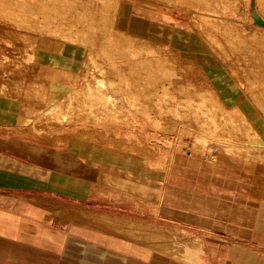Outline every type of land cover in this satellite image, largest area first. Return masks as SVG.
Returning a JSON list of instances; mask_svg holds the SVG:
<instances>
[{
    "label": "crops",
    "instance_id": "1",
    "mask_svg": "<svg viewBox=\"0 0 264 264\" xmlns=\"http://www.w3.org/2000/svg\"><path fill=\"white\" fill-rule=\"evenodd\" d=\"M133 11L141 14L127 17L128 11L122 9L114 23L117 31L148 43L157 44L136 36L165 41L166 33L150 24L151 13ZM191 42L199 62L214 64L205 57L207 49ZM1 59L0 264H187L198 260L174 247L170 234L154 224L196 235L202 247L191 242L187 247L202 248L201 264H226L239 246L264 242L263 162L217 154L213 163H207L199 155L186 153L175 155L167 170L158 173L139 155L106 143L73 135L38 137L30 131L37 113L80 91L86 49L70 41L38 38L31 61L21 66H29L21 79L22 95L14 87L16 75H9L11 65L22 59L7 61L2 52ZM213 72L209 75L219 95L227 101L238 100L239 93ZM109 178L158 189V200L148 202L129 189L108 185ZM64 206L119 215L95 216L150 225L153 233L167 238L162 242L128 238L66 221L57 210Z\"/></svg>",
    "mask_w": 264,
    "mask_h": 264
},
{
    "label": "rangeland",
    "instance_id": "2",
    "mask_svg": "<svg viewBox=\"0 0 264 264\" xmlns=\"http://www.w3.org/2000/svg\"><path fill=\"white\" fill-rule=\"evenodd\" d=\"M94 1H96L95 6L100 5L101 0ZM110 1L112 0H103L101 2L102 8L107 10ZM167 1L169 0H114L117 7L111 27L107 28L110 26V22L108 23L107 20V22L101 23L103 29L99 27L100 23L97 22L93 28L89 30L85 28V31L81 34L83 38L85 36V41L90 37L91 40H100V42L105 43L110 33L115 35L119 32L114 28V23L116 25L122 9L128 11V14L126 13L127 17H131V14L138 17L141 13L138 12V14L136 11L138 15L134 13L133 10L136 8L147 11L151 13L153 19L150 24L162 29L167 35L166 39L165 41H157L138 36L136 38L161 45L163 48L159 49L160 55H158L165 60L163 65H155L158 63L157 60L147 55L144 48L141 47L142 43L147 44L148 42L142 40L135 39L132 41V50H124L121 55L119 52L112 51V49L109 50V48H106L108 52L105 48H92L88 44L89 39L84 44L73 42L84 46L86 49L82 74L83 82L80 91L68 96L60 104L51 107L45 113L38 112L37 117L32 122L31 134L38 137L63 135V138L73 135L90 141L106 143L126 152L139 155L147 167L157 170L158 173H164L167 170L175 155L186 153L199 155L207 163H213L217 154H224L252 159L264 164V150L260 148L264 146V17L257 10L256 0H242L240 3L242 5L239 4L237 8L231 7L227 0H200L203 4L201 6L205 9L204 11L197 6L195 7L194 2L193 6L190 4L188 8L180 9ZM78 2L79 0H0V9L2 8L1 10L6 12H0V39L2 40L0 53H11L10 48L17 49L18 45L24 44H26L24 45L26 48L24 51H27V49L34 50L38 38L41 41L52 40L58 43L70 41L72 38L75 41L78 30L82 29V24L80 25V22L74 19V11L71 8L79 7ZM6 6L8 9L5 8ZM81 8V10H85L83 7ZM9 9L12 11L8 12ZM90 10H92V7ZM83 11L82 13L85 12ZM93 12L95 13V11ZM16 17H19V19ZM34 17L38 18L39 29L37 30L33 28L36 27L35 24H30L31 19H34ZM26 21L30 25L25 23ZM120 29L122 28L120 27ZM202 31L206 33V37L203 34L201 36ZM124 32L127 33V31ZM64 34L70 40H66V35L63 37ZM122 35L124 43L128 36L123 33ZM191 41L199 43L205 50L207 49V56L205 57L207 60L212 59L214 64L208 63L205 65L199 62L197 60L199 54L190 44ZM150 44L153 43L148 45ZM137 48L139 49L137 50ZM4 50L7 51L3 52ZM129 50L132 51L130 55ZM107 53H109V57ZM115 57L116 59H114ZM143 58H145V62L141 61ZM149 59H151V62ZM91 63L94 64L91 65L92 67L90 66ZM147 65L149 66L147 67ZM165 65L168 67H165L168 71L163 67ZM132 66L136 69L131 68ZM154 66V70L157 68L164 69L166 75L163 70L160 72L158 69L156 70L158 72L154 71ZM146 68H150V70ZM169 69L171 70L169 71ZM13 71L16 75V70L13 69L9 71V75H12ZM150 71L156 72L152 81L141 82L138 79L140 76L147 77L151 75ZM212 71L219 76L220 82L228 83V87L239 93L238 100L227 101L219 95L218 88L209 75ZM167 74L171 75L170 79H165L168 77ZM138 75L140 76L138 77ZM161 75L163 78H161ZM85 86L88 87H86L88 90ZM212 88L217 92L218 98ZM22 90L23 88H18L20 94ZM86 90L88 93H86ZM190 92L191 94L195 92V94L189 96ZM212 92L214 97H212ZM196 93L201 95L206 93L204 98H208L209 101V96L212 94L210 96L212 97L211 101L212 99L216 100V104H205V100L206 102L209 101L207 99L203 100V98L200 99L199 94ZM188 97L191 100H188ZM192 98L195 99L194 102H191L193 101ZM69 99V104H71L66 109L63 103L68 102ZM214 101L209 103L213 104ZM71 105L72 108L69 109ZM218 105L227 107L228 113L224 114L223 112L221 114L222 109L218 108ZM134 116L150 123L151 130H154L153 126L156 125L157 132L145 133V128L137 130L128 124L121 127L123 122L121 120L125 117L129 119ZM151 122L155 125H152ZM222 126H226V129ZM221 128H224L228 134H223ZM161 136L163 141L159 139ZM139 139H141L140 146H135L140 147L138 149L125 144L128 140L136 141ZM148 141L153 143V149L148 147L151 146L147 144ZM117 180V178H109L107 184L129 189L145 201L157 202L158 189L135 186L129 181L120 182ZM101 184L100 187L103 186V183ZM134 186L140 194L136 193ZM57 210L64 216V220L75 221L77 219L76 221L79 220L78 222L81 224H88L89 226L91 225L85 222V218L89 219L87 216L108 214L106 212H88L84 209L74 210V208L65 206ZM81 215H83V218ZM154 225L170 234V240L174 247L183 249L190 256L198 259L195 263L187 262V264H201L199 254L202 253V248L199 251H191L187 247L190 242L199 243L202 247V243L198 241L196 235L178 228H169L159 224ZM158 234V236L143 234L139 235L138 238L144 240L154 238L158 239L159 242L166 240L167 237L164 234L161 232ZM134 237L135 235L132 236V238ZM254 243L239 246L236 254H233L230 262L226 264H264V242L261 240ZM164 249L168 248L164 247ZM164 249L158 250L167 254ZM172 257L177 261L185 262V260L176 256Z\"/></svg>",
    "mask_w": 264,
    "mask_h": 264
},
{
    "label": "bare ground",
    "instance_id": "3",
    "mask_svg": "<svg viewBox=\"0 0 264 264\" xmlns=\"http://www.w3.org/2000/svg\"><path fill=\"white\" fill-rule=\"evenodd\" d=\"M15 1V0H14ZM39 1H41V0H39ZM98 1V0H97ZM103 0H101L100 1V5H98V6H95V4H96V1H94V0H79V2H81V3H79L78 2V5H79V7L77 6L76 8H71L73 11H74V19H76V20H78L77 22H80L79 24L81 25V27H82V29L80 28V30H78V35H77V38L75 39V41H74V39L72 38L71 40L70 39H68L69 37H67V35L66 34H64V36L63 37H65V35H66V40L68 39V40H70V42H78V43H86L87 41H88V39H89V41H88V44L92 47V48H105V50L107 51V49L106 48H109V50H111L112 49V51L114 50V52H119V54L121 55V54H123V53H121L122 51H124V50H126V51H128L127 49H130V50H132V48H133V45H132V41H134L135 39L134 38H132V37H129L128 36V39H126L125 40V42L123 43V35H122V33H117V31H116V33L117 34H115V35H113L112 33H110V36L105 40V43H102L103 41H101L100 42V40H98V41H94V40H91V38L90 37H88V39H87V41H85L84 40V38H85V36H84V38L82 37V32L83 31H85V28H86V30L88 29H91V28H93V26L95 25V23H100V25H99V27L101 28L102 27V24L101 23H105V21L107 20L108 21V23L110 22V26H108L107 28H110L111 27V25L113 24V20H114V13H115V10H116V7H117V4H116V2H114V0H112V1H110V4H109V8L106 10L105 8H102V2ZM164 1V0H163ZM202 1H205V0H202ZM201 1V2H202ZM208 1V0H207ZM211 1V0H210ZM167 2H169V3H171L173 6H175V7H177V8H180V9H184V8H188V6L191 4H193V2H194V6L196 7H199L200 8V10H202V11H204L205 9L203 8V6H201V2H200V0H169V1H167ZM242 2V0H227V3L231 6V7H234V8H237L238 6H239V4ZM99 3V2H98ZM97 3V4H98ZM166 3V2H165ZM215 3V2H214ZM217 3V2H216ZM256 3H257V10H258V12L261 14V16H263L264 17V0H256ZM207 4V3H206ZM15 5V4H14ZM76 5H77V3H76ZM203 5V4H202ZM208 5V4H207ZM240 5H242V4H240ZM72 6V5H71ZM92 7V10L93 11H95V13L92 11V10H90V8ZM193 6V5H192ZM205 6V5H204ZM1 7V6H0ZM43 7V6H42ZM46 7V6H45ZM74 7V6H73ZM81 7H83L85 10V12L83 11V10H81L82 8ZM90 7V8H89ZM94 7H96L95 9H93ZM207 7V6H206ZM5 8H7V6L5 7ZM2 9V8H1ZM0 9V10H1ZM8 9V8H7ZM6 9V10H7ZM44 9V8H43ZM97 10V11H96ZM5 12V10H1L0 12L1 13H3V12ZM10 11V9L8 10V12ZM12 11V10H11ZM10 11V12H11ZM15 11V10H14ZM18 11V10H17ZM44 11V10H43ZM82 11L85 13H82ZM44 12H46V11H44ZM6 13V12H5ZM13 13V12H12ZM20 13V12H19ZM25 13V12H24ZM41 13H43V12H41ZM73 13V12H72ZM14 14H15V12H14ZM13 14V15H14ZM18 14V13H17ZM44 14H46V13H44ZM13 15H11V16H13ZM16 15V14H15ZM43 15V14H42ZM206 15V14H205ZM10 16V17H11ZM18 16H19V14H18ZM48 16V15H47ZM15 17V16H14ZM21 17V16H20ZM42 17H45V16H42ZM9 18V17H8ZM13 18V17H12ZM17 19H19V17H16ZM15 18V19H16ZM14 19V18H13ZM16 19V20H17ZM28 19V18H27ZM31 19V18H30ZM46 19V18H45ZM3 20V19H2ZM9 20V19H8ZM37 20H38V18L37 17H34V19H31V23L30 24H35L36 25V27H33V26H31V27H33L34 29H39V23L37 22ZM43 20V19H42ZM14 21V20H13ZM21 21V20H20ZM106 21V22H107ZM45 22V21H44ZM46 22H47V19H46ZM25 23H28L27 21L25 22ZM24 23V24H25ZM23 24V23H22ZM29 24V23H28ZM29 24V25H30ZM48 25V24H47ZM18 26H19V23H18ZM102 29H103V27H102ZM27 30V29H26ZM48 30V29H47ZM45 31V30H44ZM46 32H48V31H46ZM69 34V33H68ZM87 34V33H86ZM202 34L204 35V37H206V33L205 32H203L202 31V33H201V36H202ZM63 35V34H62ZM85 35V34H84ZM69 36V35H68ZM210 38V37H209ZM208 38V39H209ZM212 38V37H211ZM93 39V38H92ZM96 40V39H95ZM211 40V39H210ZM141 42V41H140ZM142 43V42H141ZM149 43H147V44H145V43H142L141 44V47H143L144 48V51H145V53L147 54V55H150V56H152L154 59H156L157 60V62L158 63H156L155 65H157V64H164V59L163 58H161L159 55V49L160 48H162V47H160L159 45H157V44H150V45H148ZM1 45V44H0ZM7 45V44H6ZM5 45V46H6ZM195 45V44H194ZM12 47V46H11ZM18 47H20L19 48V50H18ZM18 47H17V49H15L14 47L13 48H10V51H11V57H9V58H11L10 60H7V61H11V60H13V61H15L16 59H18L19 58V56H20V58L19 59H22V60H19V63H14V64H16V66L14 65V64H12L11 66H12V69H13V65H14V69L13 70H16L15 71V73H16V82H17V84L18 85H15L14 87H15V89H17V87L18 88H24L23 87V85H22V77L21 76H23L25 73H26V71H25V69H26V66H25V69H23L21 66H23V64L25 63H27V61L29 62V61H31V59H32V53H33V49L32 50H28L27 49V51H24V50H26V48L24 49V48H22L23 47V45H18ZM90 47V48H91ZM195 47H196V45H195ZM2 48H4V47H2ZM91 48V49H92ZM139 48H137V50H138ZM199 49V48H198ZM202 49V48H201ZM23 50V51H22ZM129 50V51H130ZM142 50V49H141ZM5 51H7V50H4L3 52H5ZM9 51V50H8ZM22 51V52H21ZM125 51V52H126ZM134 51V50H133ZM143 51V52H144ZM98 52V51H97ZM108 52V51H107ZM132 51H130V53L129 52H126V53H129V55L130 54H132L131 53ZM140 52H142V51H140ZM22 53L24 54V55H26V57L24 58V57H22ZM6 55L7 54H9V53H5ZM4 54V55H5ZM20 54V55H19ZM94 54V53H93ZM109 53H107V55H108ZM111 54H113L112 52H111ZM159 54V55H158ZM91 55V54H90ZM8 56V55H7ZM92 56H94V55H92ZM102 56H103V53H102ZM110 55H108V57H109ZM112 56H114V55H112ZM111 56V57H112ZM117 56H119V55H117ZM116 56V57H117ZM15 57V58H14ZM104 57V56H103ZM116 57L114 58V59H116ZM120 57V56H119ZM152 57H150V58H152ZM113 58V57H112ZM111 58V59H112ZM121 58V57H120ZM146 58V57H145ZM145 58H143L141 61H143V62H145L146 60H145ZM152 58V59H153ZM3 59V58H2ZM2 59L0 60L1 62H2ZM7 59H8V57H7ZM110 59V58H109ZM113 59V60H114ZM17 60V61H18ZM24 60V61H23ZM128 60V59H127ZM5 61H6V58H5ZM16 61V62H17ZM23 61V62H22ZM129 61V60H128ZM149 61L151 62V59H149ZM148 61V63H150ZM169 61V60H168ZM123 62H125V61H123ZM154 62V61H153ZM152 62V64H154ZM156 62V61H155ZM8 63H10V62H8ZM4 64V63H3ZM11 64V63H10ZM24 64V65H25ZM135 64V63H134ZM145 64H147V63H145ZM28 65V64H27ZM93 66L94 64L93 63H91L90 64V66ZM132 65V64H131ZM143 65V64H142ZM151 65V64H150ZM1 66V65H0ZM7 66V65H6ZM31 66V65H30ZM91 66V67H92ZM134 66V65H133ZM131 67V68H135L136 69V67ZM137 66V65H136ZM149 65H147V67H148ZM161 66V65H160ZM2 67H4V66H2ZM24 67V66H23ZM140 67H142V66H140ZM145 67H146V65H145ZM145 67H143V68H145ZM164 68L165 67H167L166 65L165 66H163ZM162 67V68H163ZM8 68V67H7ZM11 68V67H10ZM29 68V66L27 67V69ZM34 68V67H33ZM153 68V67H152ZM168 68V67H167ZM167 68H165V70L167 69ZM3 69V68H2ZM9 69V68H8ZM26 69V70H27ZM132 69V70H133ZM137 69H138V67H137ZM142 69V68H141ZM146 69H149L150 70V68H146ZM155 69V66H154V68H153V70ZM158 69V68H157ZM156 69V70H157ZM160 69V68H159ZM158 69V71L160 72V71H165L164 69H160L159 70ZM11 70V69H10ZM149 70H145V71H149ZM152 70V69H151ZM156 70H154V71H156ZM171 69H169V71H170ZM3 71V70H2ZM12 71V70H11ZM35 71V70H34ZM158 71H156V72H158ZM166 71H168V70H166ZM166 71L164 72V74L166 75ZM1 72V71H0ZM118 72V71H117ZM151 72V71H150ZM156 72H151V75H149V76H147V77H144V76H140V75H138V79L139 80H141V82H150V81H152L153 79H154V73H156ZM1 73H3V72H1ZM13 74H14V71L12 72ZM153 73V74H152ZM162 73V72H161ZM160 73V74H161ZM168 73V72H167ZM12 74V75H13ZM27 74V73H26ZM25 74V75H26ZM150 74V73H149ZM163 74V76H165ZM169 74H171L170 72H169ZM169 74H167V76L169 77H167V78H165V79H170V76L171 75H169ZM144 75V74H143ZM146 75H148V74H146ZM145 75V76H146ZM157 75H158V73H157ZM14 76H15V74H14ZM123 76V75H122ZM28 77H30V76H28ZM156 77V76H155ZM158 77V76H157ZM25 78V77H24ZM23 78V79H24ZM129 78V77H128ZM161 78H163L162 77V75H161ZM161 78H159V79H161ZM8 79V78H7ZM13 79V78H12ZM27 79V78H26ZM29 79H31V81L33 80L32 78H29ZM144 79H146V80H144ZM10 80V79H9ZM148 80V81H147ZM14 81V80H13ZM22 81V82H21ZM35 81V80H34ZM29 82V81H28ZM10 84H13L14 85V83H11V82H9ZM35 83V82H34ZM6 86H8V83L6 82ZM21 84V85H20ZM28 84V83H27ZM145 84V83H144ZM148 84V83H147ZM25 85V84H24ZM151 85V84H150ZM11 86V88H12V85H10ZM31 86H32V83L30 82V88H31ZM39 86H41L40 84H39ZM100 86V85H99ZM144 86V85H143ZM190 86H192V85H190ZM189 86V87H190ZM14 87H13V89H14ZM87 86H85V88H86ZM3 88H6V87H3ZM10 88V89H11ZM88 88V87H87ZM86 88V89H87ZM193 88V87H192ZM7 89H8V87L6 88V91H7ZM9 89V90H10ZM14 89V90H15ZM18 90V89H17ZM88 90V89H87ZM87 90H86V93H88L87 92ZM90 90V89H89ZM6 91H3V92H6ZM11 91V90H10ZM93 91V90H92ZM90 92V91H89ZM162 92V91H161ZM164 92V91H163ZM181 92V91H180ZM199 92V91H198ZM209 92V91H208ZM211 92V91H210ZM9 92H7V94H8ZM150 93V92H149ZM165 93V92H164ZM204 93V92H203ZM213 93V92H212ZM13 94H15V93H13ZM94 94V93H93ZM96 94V93H95ZM159 94V93H158ZM190 94H191V92H190ZM189 94V96H193L194 94H195V92H194V94H191L190 95ZM196 94H199V93H196ZM210 94V93H209ZM6 95V94H5ZM16 95H18L17 94V92H16ZM22 95V94H21ZM97 95V94H96ZM201 94H199V98L200 99H202L203 98V100L204 99H207L208 101H209V99L208 98H204L205 96H206V93L203 95H201ZM196 96H198V95H196ZM210 96H212V94L210 95ZM209 96V98H210V101L209 102H211L212 103V101H214L213 99H212V101H211V98L212 97H214V93H213V96L212 97H210ZM17 97V96H16ZM19 97V96H18ZM90 97V96H89ZM98 97V96H97ZM195 97V96H194ZM193 97V98H194ZM20 98V97H19ZM72 98V97H71ZM96 98V97H95ZM99 98V97H98ZM192 98V99H193ZM195 98H198V97H195ZM18 99V98H17ZM21 99V98H20ZM188 100H191L189 97H188ZM194 100L195 99H193V101H191V102H194ZM198 100V99H197ZM196 100V101H197ZM202 100V101H203ZM97 101H98V99H97ZM201 101V102H202ZM216 101V100H215ZM215 101H214V103L213 104H211V103H209V102H206V100L204 101V103L206 104H210V105H215L216 103H215ZM67 102V101H66ZM66 102H64L63 103V105H64V108L66 107V109L68 108V105H70L69 104V102H70V99L68 100V104L66 103ZM88 102V101H87ZM95 102H96V100H95ZM198 102H199V100H198ZM189 103H190V101H189ZM97 104V103H96ZM196 104V103H195ZM217 104H219V103H217ZM26 105V104H25ZM84 105V104H83ZM82 105V106H83ZM88 105V104H87ZM187 105V104H186ZM81 106V105H80ZM90 106V105H89ZM191 106V105H190ZM219 106V105H218ZM217 106V107H218ZM77 107H79V106H77ZM91 107H93V106H91ZM216 107V106H215ZM72 108V105L70 106V108L69 109H71ZM82 108V107H81ZM192 108V107H191ZM218 108H221L222 110V112H221V114L224 112V114L225 113H228L227 111H228V109H227V107H225L224 105H222V106H219ZM84 109V108H83ZM264 109V108H263ZM23 110V109H22ZM74 110H75V108H74ZM211 110V109H210ZM217 110V109H216ZM26 112V111H25ZM238 112V111H237ZM48 113H49V111H48ZM47 113V114H48ZM51 113V112H50ZM66 113V112H65ZM231 113V112H230ZM46 114V115H47ZM52 114V113H51ZM70 114V113H69ZM74 114V113H73ZM45 115V116H46ZM227 115V114H226ZM52 116H53V114H52ZM72 117V116H71ZM221 116H220V114H219V118H220ZM223 117V116H222ZM229 117V116H228ZM48 119H49V117H47ZM53 118V117H52ZM226 118V117H225ZM231 118V117H230ZM51 119V118H50ZM59 120V119H58ZM220 120V119H219ZM233 120V119H232ZM222 121V120H221ZM224 121H225V119H224ZM40 123H41V121H39ZM228 122V121H227ZM232 122V121H231ZM225 123H226V121H225ZM224 123V124H225ZM212 127V126H211ZM222 127H224V126H222ZM226 127V126H225ZM224 127V128H225ZM227 127H228V125H227ZM202 128V127H201ZM224 128H221V132L223 133V134H228L227 133V131L224 129ZM220 129V128H219ZM238 129V128H237ZM254 138H255V136H254ZM247 139H249V138H247ZM252 139V138H251ZM256 139V138H255ZM259 139V138H258ZM230 141V140H229ZM254 141V140H253ZM257 142V141H256ZM260 142V141H259ZM254 143H255V141H254ZM228 145V144H227ZM230 145V144H229ZM226 148V147H225ZM261 149H263L264 150V146H262V147H260ZM237 149V148H236ZM227 150V149H226ZM223 151H225V150H223ZM228 152H229V150H227ZM227 151H226V153H227ZM264 156V155H263ZM264 160V159H263ZM64 213V212H63ZM92 214V213H91ZM64 215H68V214H64ZM72 215V214H71ZM72 216H74V215H72ZM83 215H81V217H82ZM108 216V215H107ZM107 216H95V215H89V216H87L89 219H86L85 218V222H87V223H89L91 226L93 225L95 228H98V229H102V230H110L111 232H113L114 234H119V235H122V236H125V237H128V238H132V236L133 235H135V236H139V235H143V234H146V235H149V236H158L159 234H157V233H155V231H154V233L152 232L153 230H152V227L150 226V225H144V224H142L141 226H140V224H139V226L136 224L135 225V223H133V222H129V221H126L125 219L123 220V221H119V220H115V219H110V218H108ZM66 217V216H65ZM71 217V216H70ZM67 218V217H66ZM83 218V217H82ZM119 219V218H118ZM77 220V219H76ZM75 220V221H76ZM84 220V219H83ZM121 220H122V217H121ZM131 220V219H130ZM70 221V220H69ZM79 221V220H78ZM84 223V222H83ZM88 225V224H87ZM156 232H158V230L156 231Z\"/></svg>",
    "mask_w": 264,
    "mask_h": 264
},
{
    "label": "built area",
    "instance_id": "4",
    "mask_svg": "<svg viewBox=\"0 0 264 264\" xmlns=\"http://www.w3.org/2000/svg\"><path fill=\"white\" fill-rule=\"evenodd\" d=\"M121 121H123L122 123H121V127H124L126 124H128V125H130V127H132V128H135V129H137V130H139V129H141V128H145V133H149L150 134V131H154V132H157V130H156V125L154 124V123H152V125H155V126H153V128H154V130H151V125H150V123H148L146 120H144V119H142V118H140V117H131V118H129V119H126V117L123 119V120H121ZM116 128V127H115ZM113 130H115V129H113ZM162 136L161 137H159V139H161L162 140ZM163 141V140H162ZM140 143H141V139H139V140H136V141H130V140H128L125 144H127V145H131L132 147H134L135 149H138V148H140V147H135V146H140ZM147 144L148 145H151V146H148L150 149H153V143H151V141H148L147 142ZM142 148V147H141Z\"/></svg>",
    "mask_w": 264,
    "mask_h": 264
}]
</instances>
